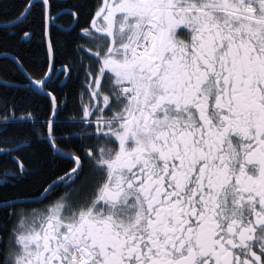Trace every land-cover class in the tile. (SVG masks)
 Segmentation results:
<instances>
[{"label": "snow or ice", "instance_id": "1", "mask_svg": "<svg viewBox=\"0 0 264 264\" xmlns=\"http://www.w3.org/2000/svg\"><path fill=\"white\" fill-rule=\"evenodd\" d=\"M0 264H264V0H0Z\"/></svg>", "mask_w": 264, "mask_h": 264}]
</instances>
